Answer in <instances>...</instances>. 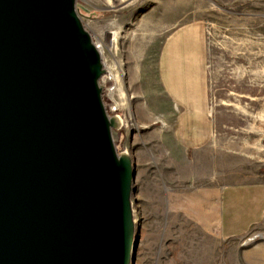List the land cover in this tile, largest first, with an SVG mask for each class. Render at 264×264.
<instances>
[{
  "label": "rangeland",
  "instance_id": "1",
  "mask_svg": "<svg viewBox=\"0 0 264 264\" xmlns=\"http://www.w3.org/2000/svg\"><path fill=\"white\" fill-rule=\"evenodd\" d=\"M76 3L87 11H78L80 20L102 49L104 105L116 103L123 121L112 133L115 149L135 165L132 264H240L245 250H263L264 223L225 242L217 210L224 185L264 182V0ZM195 24L206 45L212 136L186 151L162 126L172 108L156 68L166 39Z\"/></svg>",
  "mask_w": 264,
  "mask_h": 264
},
{
  "label": "water",
  "instance_id": "2",
  "mask_svg": "<svg viewBox=\"0 0 264 264\" xmlns=\"http://www.w3.org/2000/svg\"><path fill=\"white\" fill-rule=\"evenodd\" d=\"M76 0H0V264H132L134 162Z\"/></svg>",
  "mask_w": 264,
  "mask_h": 264
},
{
  "label": "crops",
  "instance_id": "3",
  "mask_svg": "<svg viewBox=\"0 0 264 264\" xmlns=\"http://www.w3.org/2000/svg\"><path fill=\"white\" fill-rule=\"evenodd\" d=\"M205 53L203 29L195 24L177 28L158 55V82L172 108L161 121L162 126L175 144L186 151L204 147L212 136ZM217 211L218 237L222 241L232 242L250 234L264 223V182L224 185L219 191ZM263 250H245L237 261L260 264L264 261Z\"/></svg>",
  "mask_w": 264,
  "mask_h": 264
},
{
  "label": "built area",
  "instance_id": "4",
  "mask_svg": "<svg viewBox=\"0 0 264 264\" xmlns=\"http://www.w3.org/2000/svg\"><path fill=\"white\" fill-rule=\"evenodd\" d=\"M104 77H102L101 83L103 82ZM105 107H106V110H107L109 115H117L116 113H118V110H117V104L116 103L113 104V107H108V105H105Z\"/></svg>",
  "mask_w": 264,
  "mask_h": 264
},
{
  "label": "bare ground",
  "instance_id": "5",
  "mask_svg": "<svg viewBox=\"0 0 264 264\" xmlns=\"http://www.w3.org/2000/svg\"><path fill=\"white\" fill-rule=\"evenodd\" d=\"M99 50H100V52L102 53V49L99 48Z\"/></svg>",
  "mask_w": 264,
  "mask_h": 264
}]
</instances>
